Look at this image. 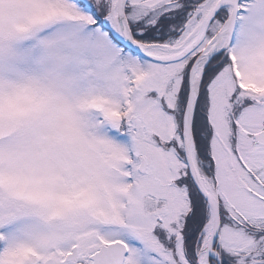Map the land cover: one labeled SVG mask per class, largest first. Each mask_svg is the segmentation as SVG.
<instances>
[{
  "label": "snow or ice",
  "instance_id": "1",
  "mask_svg": "<svg viewBox=\"0 0 264 264\" xmlns=\"http://www.w3.org/2000/svg\"><path fill=\"white\" fill-rule=\"evenodd\" d=\"M0 264H264V0H0Z\"/></svg>",
  "mask_w": 264,
  "mask_h": 264
}]
</instances>
